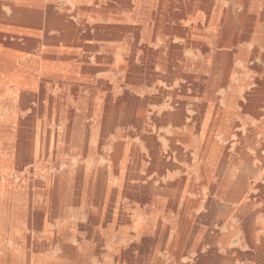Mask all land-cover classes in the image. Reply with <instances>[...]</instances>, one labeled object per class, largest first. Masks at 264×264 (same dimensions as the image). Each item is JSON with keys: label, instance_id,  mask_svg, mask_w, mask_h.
Masks as SVG:
<instances>
[{"label": "rangeland", "instance_id": "374dc122", "mask_svg": "<svg viewBox=\"0 0 264 264\" xmlns=\"http://www.w3.org/2000/svg\"><path fill=\"white\" fill-rule=\"evenodd\" d=\"M235 1L151 0L142 16L145 32L133 24L135 0L128 7L118 0H94L80 11L76 0H36L21 5L31 18L0 24V33L21 35L9 39L19 44L10 51L33 72L31 85L21 87L22 119L38 107L33 96L43 106L53 100L49 120L39 114L22 127L36 130L48 120L52 141L40 154L38 145L23 151L7 181L21 194L29 192L35 209L45 212L2 234L0 256L8 251L39 264H220L222 258L263 264L264 94L257 80H264V47L254 55L256 44L246 32L237 44L222 46L213 24L217 6L233 15ZM263 9L261 0L264 26ZM60 14L79 27L77 41L58 38L52 20ZM110 24L135 28L106 35L94 30ZM34 38L35 44H28ZM222 52L230 53L229 60ZM45 55L54 69L41 72L37 62L45 63ZM186 60L197 65L186 68ZM10 96L18 98L1 92L0 101L8 105ZM122 105L131 109L118 114ZM113 108L108 124L101 125ZM9 111L5 106L2 114ZM62 137L70 140L59 141ZM3 153L14 161L8 150ZM105 166V183L120 185L107 190L98 188V181L91 188L71 183L59 211L50 213L49 178L79 167L105 171ZM242 215H251L250 226ZM152 219L161 221L167 236L151 234L143 245L141 227ZM85 248L93 250L87 257Z\"/></svg>", "mask_w": 264, "mask_h": 264}, {"label": "bare ground", "instance_id": "6f19581e", "mask_svg": "<svg viewBox=\"0 0 264 264\" xmlns=\"http://www.w3.org/2000/svg\"><path fill=\"white\" fill-rule=\"evenodd\" d=\"M93 1L94 0H76L77 7H79L78 11L89 9L90 4H92ZM129 1H131V0H128V1L127 0H118V2H120V4L123 3V4H125L126 7L129 6V3H128ZM198 1H201V0H198ZM209 1H211V0H209ZM235 2H236V4H238V11L235 10L233 15L230 14L229 10H225L222 7L217 6V8L215 10L216 12L213 16V18H214L213 24L219 28L218 29L219 30L218 42L220 45L226 46V47H229L231 45H235L238 42H240L243 39V37H245L244 33L246 32L248 34H252V40L256 44L255 45L256 47L253 49V54L258 55L259 51H258L257 47H259V48L264 47V35H263L264 34V26H263V24H261L263 21V15H262V13H260L258 11V6L261 3V0H236ZM149 4H151V0H135L136 13H135V16H133V24H135V26L137 25L136 28H135V26H131V25H124L123 26V25L110 24V25H106V26L105 25H103V26L102 25H95L94 30L96 32H101L104 35H106L107 33L116 34V33L127 32V31L133 30V28H135V30L142 28V30H144V32H145L146 30H148V26L145 23L146 19L143 18L142 16L146 15L147 12L149 11V9H150V6H148ZM87 5H88V8H87ZM5 8L10 11L9 17H7V14L4 11ZM208 9H209V7H208ZM103 11H101V12H103ZM209 11H210V9H209ZM30 15L31 14H30V12H28V10L21 8V0H18L16 3L14 2V0H0V24L6 23L7 21H17V22L21 23V19L26 20L27 18H31ZM29 20H32V19H29ZM39 20H37V21H39ZM123 23H125V22L123 21ZM52 26L59 32L60 36L58 38L60 40L77 41V39L80 38L79 27H76L74 24L65 23L64 16L61 14L57 15L56 17L53 18ZM86 33L87 32H85V34ZM183 33L190 34L191 30L185 29V30H183ZM10 38H15L18 40V39H21V35H9L6 33H0V44H2V46H3L2 49L0 47V94H1V92H7V93L16 94L18 97L17 100H15V98L10 96L11 99L9 100L8 105L4 103V100L0 101V238H1L2 234L7 233L8 231H10L12 229L20 228L21 222L31 224V222L34 218H36L38 220L39 217L41 215H43V213L45 212L43 210V208H42L43 211L35 209V207L32 203V195L29 192L21 194V190L10 187L7 184V181H8V175H9L10 171L12 169H15L17 166L20 165L21 153L23 151H25L26 153H29V152H31V150H33V147L38 145L36 147V151L38 150V147H39L41 150L39 149L38 154H40V152L43 151V148L52 141V135H53L52 130L45 129L47 121L51 118V116L53 114V105H52L53 100L46 99L47 105L43 106L40 103L41 98L32 95L33 96L32 100L34 101V103L36 105H38V107L37 108L34 107L31 109V114H30V116L27 117V119H22V117H21V87H23L24 85H27V84L31 85L30 80L33 79V78H31L33 72L31 70H27V68L24 66L21 67V55H17V53L10 51L11 48L13 50L19 46V44L16 42L10 43L9 42ZM151 38H153V37H151ZM54 40H55V38H54ZM35 42H36V39L34 38L33 41L32 40L28 41V44H32V43L35 44ZM139 49H142V48H139ZM243 55L246 56V53H243ZM103 57L104 56H102L101 58H103ZM222 57L224 59L229 60L230 53L222 52ZM63 58H65V57H62L61 59H63ZM42 59L45 61V63L39 64V62H37V66L41 70V72L50 71V70L54 69V66L50 67L51 66L50 62H46V61L51 60L50 56L45 55L44 57H42ZM47 63H49V64H47ZM200 63H202L201 65H203V62H200ZM195 65H197V64L194 63L193 61H190V60H186L185 64H184V66L186 68H190V69L195 68ZM203 69H205V70L208 69L207 71H209V68H207V66H204ZM26 79H27V81H26ZM99 84H100V81H99ZM257 84H259V87H260L259 89L261 90V93L264 94V89H263L264 80L262 78H259L257 80ZM103 85L104 84H102L101 86H103ZM99 89H101V88H99ZM5 106L10 107V111L7 114H2V110ZM125 108L127 109L130 107H128V106L124 107L122 105V106H119L116 109V111L118 112V114H122L125 111ZM110 110H107V111H109L108 117L105 121H103V123L101 125L105 126L106 124H108V119L110 117V114L111 115L115 114V113L112 114L114 108L110 109ZM63 111L66 114L71 113L69 108H65ZM39 114H42L43 116H46L47 119L48 118L49 119L45 120V121L44 120L41 121L37 125L36 130H22V127L25 125V123H27L29 120H34L36 118V116ZM65 116H66V119H68V115H65ZM171 116H173V115H171ZM208 118L209 117H207V119ZM171 120H173V119H171ZM157 124H158V122H157ZM32 127H34V126H32ZM66 127H67L66 132L70 133L71 132V130L69 129L70 126L67 125ZM99 136H101V135H99ZM58 140L59 141L60 140H70V138L62 137V138H59ZM205 144L209 145L210 140L205 139ZM3 149L8 150V153H10V155L12 156L14 161L9 162V160H7L5 158V154L3 153ZM148 153H149V151H148ZM29 158H30V156H29ZM30 162H31V160H30ZM107 172L108 171H107L106 166H105V171H104V169L103 170L95 169L92 171H87V170L84 171L83 167H79L74 172L67 170V171H64L60 175L55 176L53 178L50 176L51 178H49V184H48L49 188H48L47 193H46V195L51 199L50 200L51 201L50 213L52 214V213L59 211V209L61 208V205H62L61 202L63 201V198H64L66 192L70 189L71 183L75 182L76 184H81L82 187H85V184H89L90 188H91V186H93V183L98 181V188H100L101 186H104L107 188V190H110L113 185H120L119 183H111V184L105 183L104 176ZM127 175H128V172H127ZM212 193H213V191H212ZM260 194L262 195L263 193L260 192ZM262 205H264V204H262ZM47 210H46V212H49ZM250 216L249 215L248 216H244V215L240 216L242 223L246 224V226L251 225ZM92 220L97 221L98 218L92 217ZM125 224H129V223L127 222ZM251 230L252 229L250 228L249 239L254 241L255 235L253 234V232ZM140 231H141V234L145 236L144 237L145 239L143 240V245L147 244V236H149L151 234H154L155 236H159V237H163V236L165 237V236H167V233H168V229H166L162 225L161 221L160 220L154 221V219L150 220L145 225H143L141 227ZM246 233H247V231H246ZM245 236H247V235H245ZM204 237H205V235H204ZM245 238L247 239V237H245ZM259 239H260V237H259ZM26 242H27V240H26ZM204 242H206V241H204ZM214 242H215V240H214ZM0 243H1V240H0ZM263 243H264V239H263ZM253 245H254V243L251 245V249H252ZM261 248H262V246H261ZM255 249H256V247H255ZM71 250H72L71 248H69V247L67 248L68 253H71ZM92 251H93L92 249L85 248L83 257H87V255H89V253H91ZM140 251L142 253H144V247L140 248ZM32 252H34V251H32ZM146 254H148V253H146ZM250 255H252V254H250ZM137 257H138V255H137ZM227 257H228V255H227ZM262 261H264L263 258H262ZM232 262H233V260L231 258H222V260H220V264H232ZM0 264H39V263L31 262L29 257H24L23 259H21V256H16L13 253L11 254L8 251H4L2 253V255L0 256ZM46 264H56V263L51 262V263H46ZM263 264H264V262H263Z\"/></svg>", "mask_w": 264, "mask_h": 264}, {"label": "crops", "instance_id": "0c3cea01", "mask_svg": "<svg viewBox=\"0 0 264 264\" xmlns=\"http://www.w3.org/2000/svg\"><path fill=\"white\" fill-rule=\"evenodd\" d=\"M35 3H36V0H21L22 6L34 5Z\"/></svg>", "mask_w": 264, "mask_h": 264}]
</instances>
